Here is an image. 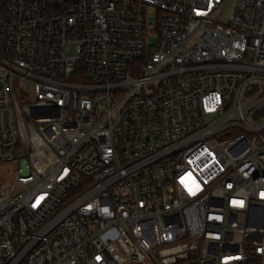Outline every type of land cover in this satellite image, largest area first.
Here are the masks:
<instances>
[{
	"label": "built area",
	"instance_id": "built-area-1",
	"mask_svg": "<svg viewBox=\"0 0 264 264\" xmlns=\"http://www.w3.org/2000/svg\"><path fill=\"white\" fill-rule=\"evenodd\" d=\"M0 163V264H264V0H0Z\"/></svg>",
	"mask_w": 264,
	"mask_h": 264
},
{
	"label": "rangeland",
	"instance_id": "rangeland-1",
	"mask_svg": "<svg viewBox=\"0 0 264 264\" xmlns=\"http://www.w3.org/2000/svg\"><path fill=\"white\" fill-rule=\"evenodd\" d=\"M15 166L9 163H0V193L4 186L12 179ZM215 246L211 247V250H215Z\"/></svg>",
	"mask_w": 264,
	"mask_h": 264
},
{
	"label": "water",
	"instance_id": "water-1",
	"mask_svg": "<svg viewBox=\"0 0 264 264\" xmlns=\"http://www.w3.org/2000/svg\"><path fill=\"white\" fill-rule=\"evenodd\" d=\"M18 192H16L15 194H17Z\"/></svg>",
	"mask_w": 264,
	"mask_h": 264
}]
</instances>
